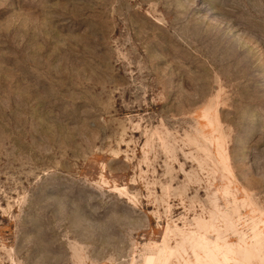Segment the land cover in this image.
<instances>
[{
    "label": "rangeland",
    "instance_id": "374dc122",
    "mask_svg": "<svg viewBox=\"0 0 264 264\" xmlns=\"http://www.w3.org/2000/svg\"><path fill=\"white\" fill-rule=\"evenodd\" d=\"M0 264H264V0H0Z\"/></svg>",
    "mask_w": 264,
    "mask_h": 264
}]
</instances>
